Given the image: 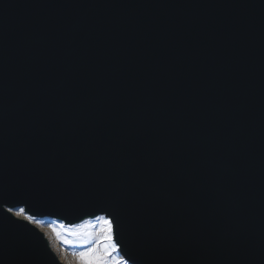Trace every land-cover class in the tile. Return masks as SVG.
Here are the masks:
<instances>
[{"label":"water","instance_id":"obj_1","mask_svg":"<svg viewBox=\"0 0 264 264\" xmlns=\"http://www.w3.org/2000/svg\"><path fill=\"white\" fill-rule=\"evenodd\" d=\"M17 208L264 264V0H0V264H63Z\"/></svg>","mask_w":264,"mask_h":264},{"label":"rangeland","instance_id":"obj_2","mask_svg":"<svg viewBox=\"0 0 264 264\" xmlns=\"http://www.w3.org/2000/svg\"><path fill=\"white\" fill-rule=\"evenodd\" d=\"M21 209L23 208L14 209L12 212L16 215ZM27 216L30 215L23 209V214L17 217L25 219ZM106 220L109 219L99 216L75 225H66L63 221L51 218H34L30 222L45 234L51 248L63 264H83L79 253L87 249H92L103 264H129L121 255L114 241L113 232L112 240L106 239L108 235Z\"/></svg>","mask_w":264,"mask_h":264},{"label":"snow or ice","instance_id":"obj_3","mask_svg":"<svg viewBox=\"0 0 264 264\" xmlns=\"http://www.w3.org/2000/svg\"><path fill=\"white\" fill-rule=\"evenodd\" d=\"M11 211V209H9ZM23 214V209H21L19 212L16 213L17 216H20ZM25 219L32 221L34 218L32 216H27ZM106 224L108 225V235L106 237L107 240H112V221L106 220ZM79 256L81 260L83 261V264H103V261L95 255V253L92 251V249H87L85 251H81L79 253Z\"/></svg>","mask_w":264,"mask_h":264},{"label":"bare ground","instance_id":"obj_4","mask_svg":"<svg viewBox=\"0 0 264 264\" xmlns=\"http://www.w3.org/2000/svg\"><path fill=\"white\" fill-rule=\"evenodd\" d=\"M101 235V233L99 234V236ZM99 246H100V244H99Z\"/></svg>","mask_w":264,"mask_h":264}]
</instances>
